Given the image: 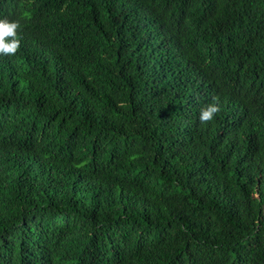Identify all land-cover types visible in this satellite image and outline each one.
I'll return each instance as SVG.
<instances>
[{
	"label": "trees",
	"instance_id": "trees-1",
	"mask_svg": "<svg viewBox=\"0 0 264 264\" xmlns=\"http://www.w3.org/2000/svg\"><path fill=\"white\" fill-rule=\"evenodd\" d=\"M0 16V264H264V0Z\"/></svg>",
	"mask_w": 264,
	"mask_h": 264
},
{
	"label": "clouds",
	"instance_id": "clouds-1",
	"mask_svg": "<svg viewBox=\"0 0 264 264\" xmlns=\"http://www.w3.org/2000/svg\"><path fill=\"white\" fill-rule=\"evenodd\" d=\"M18 24L10 21L8 17L0 16V54H13L18 48L19 41L16 39V29ZM6 37L11 39L6 40ZM218 111L217 104H209L199 111L201 122L211 121L214 114Z\"/></svg>",
	"mask_w": 264,
	"mask_h": 264
}]
</instances>
